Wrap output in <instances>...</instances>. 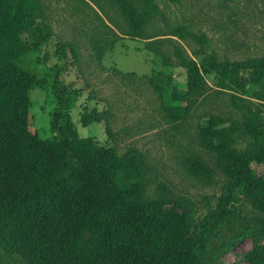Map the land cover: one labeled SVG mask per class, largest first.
<instances>
[{"label":"trees","instance_id":"trees-1","mask_svg":"<svg viewBox=\"0 0 264 264\" xmlns=\"http://www.w3.org/2000/svg\"><path fill=\"white\" fill-rule=\"evenodd\" d=\"M136 1L138 11L126 0L119 8L124 32L146 39L144 47L156 53L166 54L164 46H170L168 53L187 76L186 92L172 94V102L157 109L178 131L194 126L188 134L196 133L200 148L180 160L197 177L223 178L219 192L197 212L163 181L149 188L154 175L139 149L118 151L79 135L73 124H59L58 108L49 119L58 135L46 138L30 130L28 90L40 80L15 59L51 36L47 6L43 0H0V264H210L241 236L264 235V169L257 174L251 165L264 163V120L247 97L231 93L221 99L217 90H204V74L212 69L264 71V53L239 61L210 49L208 57L196 60L173 36L150 38L154 33L146 34V26L155 0ZM93 10L105 25L98 30L92 20L88 34L100 58L104 38L114 41L117 32ZM193 36L207 41L201 32ZM121 75L135 78L133 71ZM52 88L66 106L65 83L55 79ZM202 93L197 106L189 104ZM203 102L209 104L207 117L190 123ZM110 112L92 106L80 121L103 119L112 136ZM245 256L264 264V241L254 240Z\"/></svg>","mask_w":264,"mask_h":264},{"label":"rangeland","instance_id":"rangeland-1","mask_svg":"<svg viewBox=\"0 0 264 264\" xmlns=\"http://www.w3.org/2000/svg\"><path fill=\"white\" fill-rule=\"evenodd\" d=\"M43 1L52 34L39 44L38 49H31L15 59L18 65L40 80V84L28 90V128L41 137L58 135V130L49 125L50 111L58 108L59 124H73L79 135L114 145L118 151L133 146L139 149L155 176L149 188L161 180L183 195L187 205L197 212L212 205L223 178L219 175H214L211 180L197 177L180 160L182 154L200 148L196 133L188 134L194 126L189 131H178L163 116L165 112L157 109L159 104L172 102V94L186 92L185 68L168 53L170 46H164L166 54L156 53L144 47L146 39L125 33L127 25L119 12L124 0H97L104 9L94 0ZM126 2L131 3L135 11L139 10L136 0ZM155 4L156 9L148 18L146 34L154 33L150 38L175 37L196 60L208 57L210 49L219 58L239 61L264 53V0H155ZM93 9L117 32L114 41L106 34L100 58H97L88 34L92 20L98 30L104 29L105 25ZM195 32L203 33L207 41H198L193 36ZM128 71L135 73L134 80L121 75ZM55 79L67 86L64 92L66 106L52 93ZM204 80V90H217L215 95H220L221 99L231 93L247 97L264 120V71L217 68L204 74ZM202 95H197L189 104L197 106L195 103ZM185 99L180 102L184 104ZM202 104L189 116L190 123L203 122L207 117L205 109H209V104ZM92 106L99 110L110 109L112 136L103 119L81 123L80 113ZM218 109L213 108V111ZM243 137H240L241 141ZM251 165L257 174L264 169V163L252 161ZM254 240L263 242L264 235L258 239L253 234L241 236L210 264H252L245 253Z\"/></svg>","mask_w":264,"mask_h":264},{"label":"water","instance_id":"water-1","mask_svg":"<svg viewBox=\"0 0 264 264\" xmlns=\"http://www.w3.org/2000/svg\"><path fill=\"white\" fill-rule=\"evenodd\" d=\"M231 204L233 205V202H231Z\"/></svg>","mask_w":264,"mask_h":264}]
</instances>
